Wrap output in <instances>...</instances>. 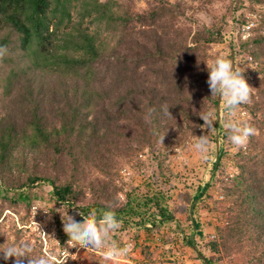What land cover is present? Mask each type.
<instances>
[{"label":"trees","instance_id":"1","mask_svg":"<svg viewBox=\"0 0 264 264\" xmlns=\"http://www.w3.org/2000/svg\"><path fill=\"white\" fill-rule=\"evenodd\" d=\"M227 1L218 21L191 33L174 27L177 14L164 6L131 16L119 0H0V210L23 211L25 220L35 189L48 186L54 205L97 218L111 206L119 233L142 228L155 235L175 223L173 233L196 249L201 264H223L225 257L264 264V0ZM136 19L152 25L135 30ZM161 19L168 25H157ZM249 21L253 27L245 32ZM230 24L228 47L255 65L257 77L235 115L220 107L211 141L230 145L225 123L241 111L255 133L236 151H215L210 178L223 200L213 236H204L194 216L201 199L210 198V184L183 196L187 235L167 205L168 181L176 176L168 152L186 147L197 133L199 112L219 109L207 67L217 56L211 44L223 43ZM123 166L150 169L144 187L125 183ZM19 239L29 241L15 225L6 230L0 223V248ZM176 243L165 239V250L172 254ZM143 249L150 253L148 245ZM13 259L0 253V264ZM90 260L110 264L94 255Z\"/></svg>","mask_w":264,"mask_h":264},{"label":"rangeland","instance_id":"2","mask_svg":"<svg viewBox=\"0 0 264 264\" xmlns=\"http://www.w3.org/2000/svg\"><path fill=\"white\" fill-rule=\"evenodd\" d=\"M122 5V8L128 12L131 16L137 14H145L150 8H160L161 6L167 7L170 11L177 14V20L173 22L174 27L185 30H191V33L201 25H210L218 21L222 15L226 12L227 0H212L211 3H204L203 0H165L164 3L158 2V0H119ZM178 7V8H177ZM180 7V9H179ZM174 10V11H173ZM177 11V12H176ZM227 11V10H226ZM141 23L137 19L132 23V27H135V30L148 29L152 23L147 22ZM163 26L168 25V22L165 19L157 21ZM253 22L249 21L246 26H244L245 32L253 27ZM223 43H213L211 44V53L215 55L220 54H231V60L234 63V66L242 70V75L244 76L248 85H253L256 82V75L254 74L255 65L252 63H243V57L238 55L237 50L230 49L228 47L229 40L234 39V28L233 25H227L226 29L223 31ZM173 36V33L170 31V35ZM174 37V36H173ZM219 109L212 110L214 116V123L212 130L208 127H201L204 125V121L200 126L196 128L197 133L195 136L199 137L201 135L208 134L210 139L216 133V126L220 125V117L222 115L220 107L224 106L223 98H219L218 101ZM238 119L242 120L246 113L241 111L238 115ZM216 126H215V125ZM211 130V131H210ZM210 131V132H209ZM195 137L193 136L190 140L187 141L186 147L177 146L174 149L169 150L170 157V168L176 176L172 177L168 181V190L167 193L169 198L167 200V205L171 209H176L175 218L179 222L180 226L184 229L185 233L188 235L189 229L187 227V216H188V204L185 203L183 196L187 193L194 195L197 193V188L202 187L205 183H209L210 187L206 190V195L210 198H207L205 201L203 198L199 203V206L194 210V216H197L199 222L203 225V234L207 237L213 236L215 232V227L220 224L219 220V208L220 200L222 195L219 188H216V182L211 180V165L215 161V151L217 148H226L231 152L236 151V146L230 144L226 145L224 142L219 139L218 141L212 142L210 152L206 156H202L194 147ZM140 158H143V155H139ZM226 164V159H224ZM120 175L122 180L133 186L144 187V176L151 173L150 169H145V172L139 173L136 169L131 166H123L120 170ZM228 173H233L231 170H228ZM214 182V183H213ZM165 190V188H164ZM50 188L48 186L40 187L35 189L34 198L32 199L31 205L35 200H41L45 203V209L48 211L49 217H53L56 220V228L58 233L65 234L71 237V235L64 230L62 219L66 215V211H70V207L67 205H54L50 201ZM218 201V203H214ZM207 205V208L204 207ZM215 207L217 210L213 209ZM24 217L23 211H13L10 208L5 207L2 211L0 210V223L3 225L4 229L9 230L12 227V224L20 230L29 241L33 242L34 245L38 246L41 253V247L38 243V231L36 230L37 226H32L30 224V215L29 210L27 211L25 220L21 218ZM47 223V222H46ZM30 225V226H29ZM49 227V225H48ZM150 227V225H147ZM175 228V223L167 222L158 230L159 232L155 235L147 234L142 228H126L125 232H118V229L109 233L111 240L117 242L119 245H123L125 241L131 240L133 247L131 252L127 256L128 260L142 259L148 260L154 264H201L199 260H196L193 256V253L197 251L192 248L185 247L180 244L178 240V235L173 233ZM121 234L119 240L113 238L114 234ZM173 237L177 239L178 243L173 244L172 254L165 250L164 241L165 239ZM196 241H200V238L195 237ZM148 245L150 253H147V250L143 249V246ZM201 249V246H200ZM146 251V252H144ZM194 251V252H193ZM136 255V256H135ZM90 254L87 252H82L77 257L76 264H93L90 260ZM139 256V257H138ZM98 257V256H96ZM102 258V257H100ZM110 264H118L109 260ZM223 264H235L236 258L225 257L222 261Z\"/></svg>","mask_w":264,"mask_h":264},{"label":"clouds","instance_id":"3","mask_svg":"<svg viewBox=\"0 0 264 264\" xmlns=\"http://www.w3.org/2000/svg\"><path fill=\"white\" fill-rule=\"evenodd\" d=\"M207 71V82L211 89V95L218 93L223 98L228 116L235 115L241 105L249 102L251 88L242 75L243 71L234 66L233 61L225 54L216 56L211 67H207ZM166 114L172 116L169 110ZM198 115L204 121V125H201V127H208L211 130L214 128L212 127L214 116L211 109L203 114L199 112ZM225 128L228 129V140L236 147L244 146L250 135L255 133L254 127L239 119L227 120ZM193 136L195 137L193 147L202 156H206L210 152L212 144L210 136L208 134L199 137L193 134ZM37 210L48 212L45 210V203L41 200H35L32 205V212L35 215ZM62 221L64 230L74 238L75 244L79 239L82 241L80 248L91 245L87 249L102 250L106 260H118L120 257L126 256L133 247L131 241L121 246L110 239L109 233L117 230L121 223L111 206L99 218L93 212L84 214L80 211L70 212L67 209ZM40 232L44 233L43 231ZM0 253H2L5 261L14 258L13 264H54V262L55 264H66L67 259L70 257L67 247L62 252L63 259H58L52 253L36 252L33 242L24 239H19L7 247L0 248Z\"/></svg>","mask_w":264,"mask_h":264},{"label":"built area","instance_id":"4","mask_svg":"<svg viewBox=\"0 0 264 264\" xmlns=\"http://www.w3.org/2000/svg\"><path fill=\"white\" fill-rule=\"evenodd\" d=\"M32 205H30L29 207L30 224H32V226H37L34 228H36V230L38 231V243L41 247V253H52L56 258L63 259L62 252L67 247L70 252V257L67 259L66 264H76L77 257L82 252H87L90 255L105 258L102 250L87 249V247H91V245L86 246V248H80V243H82L81 240L77 239V243L75 244L74 238L69 237L65 234L58 233L55 225L56 220L53 217H49L48 212L46 213L43 210H37V213L35 215L32 212ZM77 211L79 210L75 207H70V212ZM39 230L43 231L44 233H41ZM129 241H125L124 244L128 243ZM129 253L126 256L120 257L118 260H109L117 262L118 264H154L152 262H149L148 260L142 259L128 260L127 256L129 255Z\"/></svg>","mask_w":264,"mask_h":264},{"label":"crops","instance_id":"5","mask_svg":"<svg viewBox=\"0 0 264 264\" xmlns=\"http://www.w3.org/2000/svg\"><path fill=\"white\" fill-rule=\"evenodd\" d=\"M135 256H136V255H135ZM138 257H139V256H138ZM134 259H135V260H141V259H139V258H138V259L134 258Z\"/></svg>","mask_w":264,"mask_h":264},{"label":"water","instance_id":"6","mask_svg":"<svg viewBox=\"0 0 264 264\" xmlns=\"http://www.w3.org/2000/svg\"><path fill=\"white\" fill-rule=\"evenodd\" d=\"M219 98H220V96H219V94H218V101H219Z\"/></svg>","mask_w":264,"mask_h":264}]
</instances>
